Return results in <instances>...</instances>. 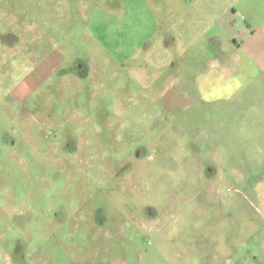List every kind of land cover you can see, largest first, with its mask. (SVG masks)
I'll return each instance as SVG.
<instances>
[{
	"label": "rangeland",
	"instance_id": "rangeland-1",
	"mask_svg": "<svg viewBox=\"0 0 264 264\" xmlns=\"http://www.w3.org/2000/svg\"><path fill=\"white\" fill-rule=\"evenodd\" d=\"M211 3L0 0V264H264V75L209 80Z\"/></svg>",
	"mask_w": 264,
	"mask_h": 264
},
{
	"label": "crops",
	"instance_id": "crops-1",
	"mask_svg": "<svg viewBox=\"0 0 264 264\" xmlns=\"http://www.w3.org/2000/svg\"><path fill=\"white\" fill-rule=\"evenodd\" d=\"M204 1L212 3L206 6L209 22L202 33L218 54L209 80L225 75L227 82H245L264 75V0Z\"/></svg>",
	"mask_w": 264,
	"mask_h": 264
}]
</instances>
